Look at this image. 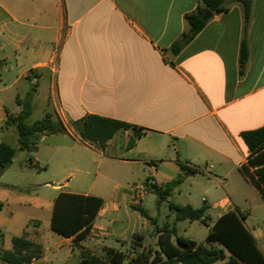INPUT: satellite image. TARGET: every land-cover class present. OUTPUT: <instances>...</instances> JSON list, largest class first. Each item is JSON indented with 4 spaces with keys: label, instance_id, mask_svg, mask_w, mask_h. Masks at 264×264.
Wrapping results in <instances>:
<instances>
[{
    "label": "crops",
    "instance_id": "0c3cea01",
    "mask_svg": "<svg viewBox=\"0 0 264 264\" xmlns=\"http://www.w3.org/2000/svg\"><path fill=\"white\" fill-rule=\"evenodd\" d=\"M200 3L0 0V144L18 148V132L6 125L7 115H18L22 106L17 100L33 90L31 117L37 113L41 120L52 113L67 128L65 133L43 135L34 152L18 150L0 176V252L12 250L13 238L25 235L43 245L42 257L31 264L69 262L77 256L83 264L84 251L98 256L106 248L130 252L132 238L139 234L140 251L153 250L156 255L158 228L169 223L182 235L175 221L161 226L141 204L147 192L161 187V170L172 172L163 186L181 174L180 163H186L200 169L196 175H206L222 187V193L210 190L212 202L203 198L207 221L213 217L210 210L216 220L228 211H239L264 253V197L241 171L250 154L242 134L264 126V0H254L249 22L240 3L214 14L193 41L174 54L172 45L190 30L187 15ZM246 25L250 57L241 75ZM45 86H50V94L40 97ZM89 114L145 131L137 137L132 129L122 130L100 148V156L115 162L116 170L142 171V184L123 192L118 185L110 191L79 192L70 189L72 173L57 184L43 178L46 167L62 173L69 165L81 164L75 154L80 146L100 147L83 143L72 127ZM152 175L155 179H150ZM62 192L103 199L82 240L51 228L55 201ZM129 208L145 210L151 220L141 214L132 221ZM154 223L155 243L150 247L141 231ZM172 241L176 243V238ZM225 255L226 260L216 264L230 258ZM161 258L155 264L167 260Z\"/></svg>",
    "mask_w": 264,
    "mask_h": 264
},
{
    "label": "trees",
    "instance_id": "16d2710c",
    "mask_svg": "<svg viewBox=\"0 0 264 264\" xmlns=\"http://www.w3.org/2000/svg\"><path fill=\"white\" fill-rule=\"evenodd\" d=\"M235 3L243 6L245 19L249 22L254 0H201L198 8L187 15L190 30L172 45L173 53L179 54L206 27L209 20L203 18L205 11L210 10L218 15L228 12ZM249 57L250 45L248 25H246L240 48L241 75L244 74ZM34 91L30 92L24 100H17L22 106V111L18 115H7L6 125L14 126L18 132V148L6 142L0 144V176L9 169L18 150L34 152L43 135L67 131L63 122L52 113H48L43 119L33 124L29 123ZM72 127L83 143L98 144L101 149H104L107 142L122 130L132 129L137 137L145 134L143 129L135 125L95 114H89L76 123H72ZM242 138L250 154L248 163L241 167V171L264 197V126L244 132ZM180 168L181 174L155 191L158 196V206L167 201L187 177L201 172L199 168H191L186 163H180ZM102 206L103 199L99 197L62 192L55 201L51 228L61 236L70 238L76 235L75 239L82 240L90 233L92 223ZM169 208L175 215V224L186 220L208 224L209 216L206 213L208 208L205 205L194 208L191 205L170 202ZM139 211L151 220L145 210L139 209ZM245 218V215L239 211H228L212 226H208L206 242L201 244L187 237L178 236L175 226L165 223L157 229L160 252L156 255L153 250L140 251L143 236L136 234L131 243L137 255L131 260L128 259V252L106 248L104 255L101 256L84 251L83 264H155L162 259V256L167 260L161 264H216L226 260L224 250L216 247V244L224 246L230 252V258L223 264H264V253L245 226ZM173 237L176 238V243L172 241ZM42 255L43 245L23 235L13 238L12 250L0 252V264H31Z\"/></svg>",
    "mask_w": 264,
    "mask_h": 264
},
{
    "label": "rangeland",
    "instance_id": "374dc122",
    "mask_svg": "<svg viewBox=\"0 0 264 264\" xmlns=\"http://www.w3.org/2000/svg\"><path fill=\"white\" fill-rule=\"evenodd\" d=\"M38 93L40 97L49 96L50 86H45ZM38 118V114L35 113L32 117H30L29 123L33 124L36 120H38ZM91 148L92 149L80 146L76 149L75 154L82 161L81 164H78L77 166L69 165L62 173L56 167H46L44 171L42 170V172H44L42 174L43 178L50 180L53 184H57V180L62 179L64 175L72 173L73 180L70 189L79 192H89L91 190L110 191L117 185L120 186V191L123 192L125 190H130L131 186L135 183L142 184V171L138 172L132 169L116 170L113 166L115 162L106 159L104 160V158L100 156V147L93 146ZM171 174L172 172L168 170L160 171L158 176L160 186H162L161 182H164L163 180L165 178L172 176ZM150 179H155V175L150 176ZM75 184H77L76 187L74 186ZM210 190L215 193H222V187L219 184L209 181L206 175L191 176L186 179L179 186V188L176 189V191H174L172 196L169 198V201L164 202L160 207L157 205L158 196L152 191L145 194L144 201L141 205L142 208L148 212L151 218L162 226L165 221L169 220L171 223L175 221V215L171 213L169 208L170 202L178 205H187L190 204V202H194L198 206H202L204 204L203 198L209 199V202H212ZM47 191H51V188H47ZM123 208L124 207L122 206V209ZM129 210L131 212L132 221H134L138 215H141L139 209L129 208ZM210 211L213 217L208 224H204L200 221L193 223L190 221L178 222L177 229L179 234L198 243H205L208 235L207 226H211L217 218V214L213 210ZM156 227L157 225H155V223L149 224L147 230L141 231L145 236V244H150V247H154L152 245H154L155 239L154 237L152 238V234L155 232ZM63 247L66 251H68L69 246L66 247V245H63ZM133 247L134 246L132 245L131 249ZM221 248L227 255H230L227 248L224 246H221ZM66 262L67 260H59L54 261L51 264H80L79 256L73 257L69 262Z\"/></svg>",
    "mask_w": 264,
    "mask_h": 264
},
{
    "label": "built area",
    "instance_id": "2783aa9c",
    "mask_svg": "<svg viewBox=\"0 0 264 264\" xmlns=\"http://www.w3.org/2000/svg\"><path fill=\"white\" fill-rule=\"evenodd\" d=\"M32 81L34 84L37 82V77L36 75H32ZM141 187L137 188L136 190H139ZM137 251L132 250L131 252L128 253V259L131 260L132 258L136 257Z\"/></svg>",
    "mask_w": 264,
    "mask_h": 264
},
{
    "label": "water",
    "instance_id": "95a60500",
    "mask_svg": "<svg viewBox=\"0 0 264 264\" xmlns=\"http://www.w3.org/2000/svg\"><path fill=\"white\" fill-rule=\"evenodd\" d=\"M213 12H211L210 10H207L205 11L204 15H203V18L204 20H209L213 17Z\"/></svg>",
    "mask_w": 264,
    "mask_h": 264
}]
</instances>
